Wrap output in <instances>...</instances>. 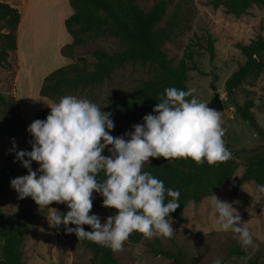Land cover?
I'll list each match as a JSON object with an SVG mask.
<instances>
[{"label": "rangeland", "instance_id": "obj_1", "mask_svg": "<svg viewBox=\"0 0 264 264\" xmlns=\"http://www.w3.org/2000/svg\"><path fill=\"white\" fill-rule=\"evenodd\" d=\"M156 0H136L140 7L148 9ZM179 0H168L166 12L160 24L171 16ZM186 7L184 18L176 28L169 40L161 45L167 58L176 63L183 58L191 69L186 71V85L195 89L193 95L202 102L213 97L215 91L223 103L220 112L221 126L224 129L223 140L228 150L239 148H262V139L256 134L249 123L240 118L234 110V104L242 105L250 101L249 110L255 121L264 130V67L256 75L248 76L236 86L228 96L224 90V81L232 71L237 69L244 61V56L236 47V43H247L258 32L264 39V10L261 6H252L247 12L239 16L226 13L221 5L216 7L209 0H183ZM2 21H0V27ZM47 26V25H46ZM45 26V27H46ZM54 27V25H52ZM48 29V28H45ZM44 29L46 37L49 32ZM3 31V29H1ZM42 35V36H43ZM212 39L213 56L210 58L207 50L208 40ZM99 47L105 51L121 48V43L113 37L88 38L83 45L75 47V53L93 60L90 51ZM17 50L10 51L7 59L9 68L0 67V93L14 97L19 106L20 115L29 123L35 120L39 109L51 106V99L38 93L40 83L38 79L54 68L64 65L70 59L57 56L54 46L32 48L25 43ZM152 71L140 62L124 63L115 68L109 79L92 87H82L66 90L64 95L84 97L96 103L99 107L108 104L112 97H124L132 93L139 86L141 80L148 78ZM42 81V79H41ZM0 113V167L14 160L13 140L17 151L21 132L8 131L2 127ZM133 122L122 132L112 135L120 136L132 130ZM127 139V137H125ZM107 146L102 155L110 153ZM35 171L37 162L31 163ZM243 161L239 158L238 166L230 179L219 189L212 191L222 201L232 203L241 218L242 226L247 227L253 238V246L243 248L229 231H219L214 227L215 213L209 197L211 193L198 202H187L181 211L171 218L173 234L171 237L163 236L152 238L142 237L136 243L123 242L122 249L112 251L119 264H177L173 259L154 254L151 247H163L168 250L180 248L185 261L191 259L195 264H212L216 258L222 264H242L230 253L232 243H238L250 257L264 261V200L261 201L255 191L253 180L239 183L233 189L234 183L242 173ZM27 169L19 164L15 177L26 175ZM99 195L93 193L92 208L89 214H97L101 223L104 218L115 212L110 208L96 205ZM23 206H29L34 215L22 233L21 257L23 264H93L90 250L74 233H68L63 226L51 227L46 216L56 208L61 213L65 211V204L52 202L50 205L39 207L31 197L19 198L18 193L8 185L7 191L0 194V208L3 216L8 220H15L17 212ZM89 230L91 227L87 225ZM68 227H74L69 224ZM0 241V249H1Z\"/></svg>", "mask_w": 264, "mask_h": 264}, {"label": "clouds", "instance_id": "obj_2", "mask_svg": "<svg viewBox=\"0 0 264 264\" xmlns=\"http://www.w3.org/2000/svg\"><path fill=\"white\" fill-rule=\"evenodd\" d=\"M194 92L193 88L166 87L151 113L142 117V123L133 124L130 132L115 137L110 134L115 126L111 112L102 111L84 97H60L49 106L43 120L35 119L27 126L31 151H16L13 140L10 151L27 174L11 179L10 187L19 198L31 197L39 207L46 208L52 202L65 204L68 210L64 213L48 208V224L63 226L78 239L112 251L121 250L133 231L146 238L171 237L174 231L169 213L179 206L180 191L166 189L163 180L142 170L143 165L150 157H163L169 162L190 158L197 164L231 158L223 140L220 112L199 101ZM109 145L110 155H102ZM33 161L38 164L35 171L31 168ZM255 191L264 197V184H257ZM93 193L103 198V207L116 210L103 223L97 214H89ZM209 203L217 230H230L246 250L253 246L252 235L242 226L232 203L212 193ZM81 225H89L92 231H85ZM249 259L250 254L241 257L242 264ZM212 264L222 261L216 258Z\"/></svg>", "mask_w": 264, "mask_h": 264}, {"label": "trees", "instance_id": "obj_3", "mask_svg": "<svg viewBox=\"0 0 264 264\" xmlns=\"http://www.w3.org/2000/svg\"><path fill=\"white\" fill-rule=\"evenodd\" d=\"M68 2L72 13L64 19V26L71 36V41L63 44L59 51L70 61L43 76L38 88L39 95L58 102L66 90L89 88L101 83L109 79L115 68L124 63L140 62L146 65L152 74L141 80L134 92L124 97H112L108 104L100 106L102 111L111 112V119L115 126L110 134L116 135L133 122L142 123V117L151 113L166 87L189 89L185 82L186 71L191 67L183 58L172 63L161 48L163 42L171 38L184 18L186 7L183 5V0L177 2L174 11L164 24H160V21L166 12L168 0H156L148 9L140 7L136 0H68ZM209 3L214 7L221 5L226 13L234 16L247 12L252 6H261L264 10V0H209ZM18 20L17 8L5 1H0L1 68L11 66L7 57L10 51L16 49ZM92 37H113L121 43V48L108 52L95 47L90 51L93 58L91 61L86 56L75 53L76 46L85 44L88 38ZM235 45L245 59L224 81V90L228 96L240 82L248 76L256 75L264 67V39L260 32L247 43L238 42ZM207 50L211 58L213 56L212 39L208 40ZM190 98L186 97V99ZM234 106L239 117L246 120L262 139L261 149L256 147L229 150L230 159L213 164L206 162L197 164L190 158H175L169 162L163 157H150L148 164L143 165L142 170L149 171L163 180L166 189L180 191L179 206L169 213V217L176 216L187 202H198L212 191L219 189L234 173L239 158L243 161V168L233 189L246 180L264 184V130L249 110L250 101L242 105L234 104ZM49 111V107L39 109L35 119L43 120ZM0 113L4 129L22 134L17 151H31L32 137L26 131L30 123L20 115L17 100L0 93ZM19 164L14 154L12 162L0 167V194L7 191L10 180L15 178ZM99 178H103V173L99 174ZM102 199L99 195L96 205L106 208L102 206ZM263 200L264 197H261V201ZM166 202L165 200L164 203ZM112 210L116 212L115 209ZM61 211L66 212L63 208ZM33 215L29 206H23L17 212L15 220H8L3 216L0 208V241L2 242L0 264H23L22 233ZM81 227L85 231H90L87 225H81ZM142 237L143 234L133 231L125 241L136 243ZM81 241L90 250L93 264H119L108 247L87 239ZM150 251L156 255L169 257L177 264H195L192 259L185 261L182 250L178 247L174 250L151 247ZM230 253L240 261L241 257L248 254L236 242L232 243ZM247 264H264V261L250 257Z\"/></svg>", "mask_w": 264, "mask_h": 264}, {"label": "crops", "instance_id": "obj_4", "mask_svg": "<svg viewBox=\"0 0 264 264\" xmlns=\"http://www.w3.org/2000/svg\"><path fill=\"white\" fill-rule=\"evenodd\" d=\"M0 1L9 3L19 11V20L16 25V50L18 52V57L19 48L25 43L32 48L52 45L55 47L59 58H67L60 54L59 49L63 44L71 41V36L64 26V19L72 13V8L68 0ZM52 25H54V27ZM52 28L54 29L53 33L51 31ZM44 29L49 32L51 31L50 36L42 37ZM44 75L45 73L39 77L38 83L41 82Z\"/></svg>", "mask_w": 264, "mask_h": 264}, {"label": "water", "instance_id": "obj_5", "mask_svg": "<svg viewBox=\"0 0 264 264\" xmlns=\"http://www.w3.org/2000/svg\"><path fill=\"white\" fill-rule=\"evenodd\" d=\"M212 89L214 90L213 97L207 101L206 103L208 107L213 108L215 110H221L223 109V103L221 98L219 97V94L217 91H215V86H212Z\"/></svg>", "mask_w": 264, "mask_h": 264}, {"label": "bare ground", "instance_id": "obj_6", "mask_svg": "<svg viewBox=\"0 0 264 264\" xmlns=\"http://www.w3.org/2000/svg\"><path fill=\"white\" fill-rule=\"evenodd\" d=\"M45 35H43L42 37H44Z\"/></svg>", "mask_w": 264, "mask_h": 264}]
</instances>
